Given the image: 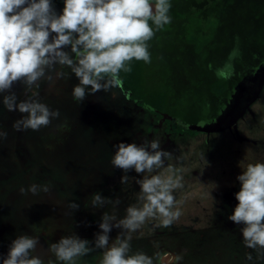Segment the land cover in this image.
Masks as SVG:
<instances>
[{
	"label": "clouds",
	"instance_id": "9594fccd",
	"mask_svg": "<svg viewBox=\"0 0 264 264\" xmlns=\"http://www.w3.org/2000/svg\"><path fill=\"white\" fill-rule=\"evenodd\" d=\"M170 8V0H63L62 12L57 14L52 0H0V104L8 112L26 114L12 124V129L39 131L60 117L58 110H51L38 99L42 80L51 84L74 76L79 83L72 87L71 96L82 102L88 95L118 87L119 74L127 70V62L150 63L148 41L156 30L171 22ZM226 68L219 70L218 76L230 78L232 66ZM15 84L22 86L24 99L19 100L12 90ZM6 137L7 133L0 131V138ZM114 148L110 163L122 170L120 183L128 182L130 170L139 176L150 174L135 180L141 205L128 206L119 219L102 213L99 232L92 241L73 234L49 243L51 258L47 262L34 254L39 236L18 235L7 255L0 256L2 264H77L97 249L102 252L99 264H153V258L141 251L130 254L131 238H125V232L137 231L149 218L159 217L163 227L178 219L181 213L173 210V191L182 187L183 177L175 175L172 166L167 167V176L159 172L171 154L161 150L157 139L140 145L118 143ZM236 179L240 184L235 193L238 203L228 220L243 225L242 244L252 250L245 253V259L253 261L255 253L256 261L264 260V163L248 164ZM49 190L47 184L19 189L21 195ZM90 202L92 207L112 205L114 210L121 203L99 192ZM68 207L75 211L79 204L73 201ZM113 229L122 231L110 243Z\"/></svg>",
	"mask_w": 264,
	"mask_h": 264
},
{
	"label": "rangeland",
	"instance_id": "374dc122",
	"mask_svg": "<svg viewBox=\"0 0 264 264\" xmlns=\"http://www.w3.org/2000/svg\"><path fill=\"white\" fill-rule=\"evenodd\" d=\"M52 1L57 5V9L59 13H61L63 6L58 3V0ZM126 78L129 77H126V75L121 72L119 77L120 81L122 80V82L126 84ZM254 84L257 85V89H254ZM72 87L73 84H70L69 89L72 90ZM256 90L259 95L256 94V99L248 103L249 98L255 95ZM123 91L126 93V98L129 99L128 102L131 103L125 108L124 112H122L126 114L127 124L129 122L132 123L131 130L126 128V136L121 132L122 128L126 127L125 123H122V125L120 124L123 120L122 116L119 115L122 113L105 114V116H102L100 124H96L95 119L97 116L95 112L89 113V117L93 118V127L89 128L87 136V132L85 131H87L88 128H85L83 125L80 126L83 127V131L86 135L81 133L82 142L78 143L80 145H74H77V149L78 146L80 147L82 145V148L78 150L79 154L76 158L73 160L72 158L69 159L71 160L69 163L72 162V164L66 166V170H64L65 174L62 169L60 172L61 174L59 173L60 175L57 174V171V173H55L56 167H53V163H51L52 165L50 166L42 163V161L34 162L32 157L33 153L29 156L31 160L23 162L22 167L19 169V171L21 169L24 170L23 173L28 172V176L32 181L31 184L41 185L48 182L51 189L57 192V198L59 195L55 203L58 202L63 205L64 202L71 203V201L75 200L73 197L69 196L68 189L71 187L67 189V186L64 184L65 175L67 181L73 182L75 180L78 187L83 191V193H81L83 199L79 201V205L86 204L84 206V211H80V214L76 211H71L68 205H66V208L64 207L65 209H61L62 211L57 210L55 215L52 214L55 225L52 227L51 239L48 242L55 243L62 236H70L73 234H77L81 239L92 241L94 240V234L99 232L98 225L102 213L108 212L109 214H114L119 219L125 215V209L128 206L135 205L132 202L133 196H137L140 190L139 186L135 183V180L139 179V177L134 170H130L131 173L130 171L127 173L128 176L131 175L127 183H120V178L123 175L120 169H118V171L116 170L117 172L114 170L113 173H108L100 181L97 174V167L93 164L95 161L93 155L100 157L103 152L101 151L102 147L106 149V141L112 140L114 133H116L120 137V142H126V144L136 143L140 145L145 140H159L161 142V150L169 152L170 154L173 153V158L171 156V158L166 159L165 167L160 169L159 172L167 176L163 174V172H165L168 166H172L175 168V175L188 178L187 180L186 178L183 179L182 187L173 191L176 200L173 210H179L181 215L178 219L174 220L170 226H161L159 217L155 219L149 218V222L145 221L137 231L125 232V238H131L130 254L141 251L153 258V264H247L248 262L249 264H264V260H255V253H253V261H245V253L252 250L245 248L242 244L240 229L243 225H237L228 220V217L232 215L238 203L235 199V193L240 190V184L236 179L237 176L246 169L248 164L264 163V68L257 69L255 75L247 79L242 89L236 92V102L234 101L229 108L230 110L228 113L231 114L228 115V117L226 116L229 123L233 122L234 117L237 118L236 129L239 130V134L241 132L240 135H243L244 138L238 140L237 136H235L234 140L228 142L231 138H219L216 134L209 132V137L207 139L210 140L214 146H211L207 151L205 148L201 149L204 151L203 154H201L204 158L198 154L201 153L200 150L192 151L193 149L191 147L192 150L189 148V143L191 144V141L188 139L180 138L179 141L168 142V138H166L165 135L161 136L159 132L149 131L148 128H150L149 125L151 124L157 125L158 128L163 127L164 124L156 121L152 122L150 116L144 117L145 111L137 110L145 108V106L140 105L142 103L138 100L140 95H135L131 90ZM66 95H71L70 91L67 90L65 97H67ZM178 96L180 99L183 97L187 99L185 95ZM117 97L118 96L115 95L114 100L117 99V102H120L121 97ZM96 99L98 100V98ZM77 104L79 103L75 105L74 103L70 105L67 103L64 106L67 109L74 108V114L78 112L80 114V112H82V107ZM47 105L48 107L52 105L58 109L63 106L59 103L56 105L55 103L52 104L49 101H47ZM156 106V108L160 109L164 105L161 106L158 104ZM130 114L135 117V120L130 119ZM232 114H234V117L231 116ZM22 115L26 114L17 115L15 111L8 112L3 108V105L0 104V131H4L9 135L8 141L4 143V146L7 148H3V154L0 158H11L10 155L13 154L11 153L12 147L15 144L19 147H21V144L24 146L26 143H29L28 140H33V138L40 133L39 131L26 130L12 134L10 129L11 122H15V119H20ZM63 116L60 115L58 119H55L56 122L53 120L49 126L42 127L41 129H43V132L47 134L53 130H57L56 132L54 131L55 134L62 135L61 138L59 136H57V138L63 140L68 139L70 135L74 134V131L70 132L69 129L63 125L61 119H70L71 116ZM72 117H76V121L79 124V122L85 118V115L83 117L81 115ZM139 118L143 120L145 118L147 122L140 124L137 121ZM104 123L106 124L105 127L109 126L113 129V131L106 133L109 134L108 138L104 135L106 141L103 137V140H98L96 137V134L99 133L98 126H102ZM229 123L227 122V124L219 126V131L222 129L228 130L230 126ZM61 125L64 127H60ZM77 130H80L79 127ZM77 133L80 135V131ZM57 138H53L54 140L50 141L57 142ZM99 138H101V135ZM175 139L178 140L177 137H175ZM205 139V136H199L198 142L203 143ZM1 142L0 138V143ZM101 144L103 146H101ZM31 147V144H29L26 146L25 150L31 151ZM71 147V144H68L67 151H69V153L72 152ZM110 161L108 155L107 159L104 158V163H102V165L104 164L106 166ZM188 162H190L189 167L186 166ZM102 165H100L99 170H104ZM42 168H44L43 172ZM14 170H16V165H14L13 161V163L8 164L6 169L4 168V173H13ZM45 172H49L50 179H45ZM29 173L32 174V177ZM144 175L150 174H143L141 178H143ZM118 185L120 186L119 191H115L114 188ZM3 187L5 186L1 187L0 184V188ZM97 192L105 198L113 200L119 199L121 201L120 205L115 210L112 205H105L103 208L87 207L91 205V196ZM88 196L89 201H86ZM20 200L19 203H26L22 202L24 199ZM45 202H48V200H45ZM15 203V201H11L9 203L10 205H7L8 207L6 206V208L0 210V222H2V225H7L8 223L16 224L18 222L19 217L17 213L19 212L15 213V210L13 211L14 207L17 206ZM141 203L142 202L136 206H140ZM107 207H109L110 210H108ZM50 212H53L52 209ZM13 213L14 216H12ZM91 213L97 215L98 218L93 220ZM79 217H81V222L76 220ZM119 231L122 230L113 229L110 232V243L111 239H114ZM233 236H236L235 239L238 240L239 243H236ZM237 237L239 238L237 239ZM4 240L6 241V239ZM4 244L6 245L5 253H7L10 243L6 241ZM40 254H42V252H40ZM1 255L2 252L0 249V256ZM101 255V250L97 249L84 258L89 260L92 257L95 263L99 264ZM177 257L180 258L177 259ZM239 261L241 263H239ZM0 264H2V261H0ZM57 264H59V262H57Z\"/></svg>",
	"mask_w": 264,
	"mask_h": 264
},
{
	"label": "trees",
	"instance_id": "16d2710c",
	"mask_svg": "<svg viewBox=\"0 0 264 264\" xmlns=\"http://www.w3.org/2000/svg\"><path fill=\"white\" fill-rule=\"evenodd\" d=\"M170 3L171 22L156 30L148 41L151 62H127V70L121 72L129 77L128 83L121 80L120 86L140 95L144 117L164 124L161 129L151 124L149 131L159 132L174 142L188 139L189 148L200 150L198 154L203 156L201 149L207 151L214 146L207 139L209 132L219 138H231L228 142L235 136L238 140L244 138L236 129L234 114L232 123L227 117L236 102V92L257 69L264 68V0H170ZM229 64L231 77L218 76V71L228 70ZM253 87L257 89L256 84ZM256 94L257 90L248 103L256 99L259 95ZM158 104L164 105L162 109L156 108ZM227 122L228 130L219 131V126ZM202 135L206 139L199 143ZM163 174H169L167 168Z\"/></svg>",
	"mask_w": 264,
	"mask_h": 264
},
{
	"label": "flooded vegetation",
	"instance_id": "af4514ba",
	"mask_svg": "<svg viewBox=\"0 0 264 264\" xmlns=\"http://www.w3.org/2000/svg\"><path fill=\"white\" fill-rule=\"evenodd\" d=\"M52 3L54 5V8H55V11L57 12V14H60L59 10L57 9L58 8L57 5H55L53 1H52ZM58 3L61 5L62 4L61 0H58ZM64 50L70 51V49H67V48ZM65 71H67V69ZM78 83H79V81L74 76H70L69 79L59 80V81H56L55 83H51V84L47 81L42 80V81H40L39 97H38L40 102L45 103L46 105H47V101L51 102L52 104L55 103V105L57 103H59L60 105H63L60 107V109H58L57 107L55 108L52 105L49 108L51 110L52 109L58 110L60 112L61 116H63V115L64 116H68V115L71 116L70 119L61 117L62 118L61 122L63 123V125L67 129H69L70 132L74 131L73 135H70V137L68 139L63 140V139L57 138V136H59L60 138L62 136V135L55 134V132L57 130H53V131L46 134L45 132H43V129H40L39 130L40 133L38 135H36L33 138V140H30V141L28 140L29 143H26L24 146L21 144L20 145L21 147H19V146H17V144H15L12 147L11 153H13V154L10 155L11 158H9V159L8 158H0V173H1L0 174V184H1V187L5 186L3 188H0V210H2V208H6V206L11 201H15L16 202L15 205H17V206L14 207L13 211L15 210L14 211L15 213L19 212V213H17L19 220L16 224L14 223L15 225L12 223H10V224L8 223L9 225L8 224L2 225V222H0V249L2 252L1 256L7 255V253H5L6 252V245L4 244V242L7 241L8 243H11V241L13 239H15L18 235L27 234L30 236H39V245L37 246V250L34 254L40 255L42 257V259H44L45 262H47V260H48L47 258H50V254L47 253V247L49 244L48 241L51 239L50 237L52 235V229H53L52 227L55 225L54 221L52 219V214L55 215L57 210L62 211L61 209H63L64 207L66 208V205H69V203H70V202H67V203L64 202L65 204L63 203V205H62V203H60V204L58 202L55 203V200L56 199L58 200L59 195L57 198V192H54L51 189V187H50L49 192H47V193L39 192V194H37V195H32L31 193L26 194V195H21L19 189L20 188H28L32 183V181L30 180V177L28 176V172L23 173L24 170H22V169L19 171V169L22 167V163L25 161H30L31 157H29V156H31L33 153L32 157H33L34 162L35 161H37V162L42 161V163H45V164L50 165V166L52 165L51 163H53V167H56L55 173L58 172L57 174H59L62 170L64 173V170H66V166H68V164H72V162L69 163L71 161L69 159L72 158V160H73L74 158H76V156L79 154L78 150L82 148L81 147L82 145H81L80 147L78 146V149H77V147H76L77 145H74V144L81 143L82 142L81 133L85 134V132H87V136H88L89 128L93 127V125H92L93 118L89 117V115H90L89 113L95 112V114L97 116L95 119L96 124H100L101 120H102V116H105V114H108V115H111L112 113L121 114L122 112H124L125 108H127V106L131 104L130 102H128L129 99L126 98V95H125L126 93L123 91V89L121 88L120 85L118 87H114V88L110 89L107 92H97L93 95H88L85 98V100L82 102H77V101L72 100L73 98L71 97V95H66L67 97H65L67 90L70 91V93H71V90L69 89V85L73 84V86H74ZM13 89L12 90L17 93L19 100H22L25 98L22 94V87L20 84H15L13 86ZM115 95L118 96L117 98L121 97L120 102H117V99L114 100ZM96 98H98V100ZM64 99H65V101H64ZM126 101H127V105H126ZM67 103L69 105L72 103H74V105L76 103H79L77 105L82 107V112H80V114H79V112L74 114V112H73L74 108L73 109H67L64 106ZM112 103H114V104H112ZM137 110L143 111L142 108L137 109ZM15 113L17 115L18 114L20 115V113L17 111H15ZM109 113H111V114H109ZM75 115H81L82 117L85 115V118L83 120H81V122H79V124H78L76 121V117H72ZM119 116H122V120H123L120 124L121 125H122V123L126 124V127H123L121 130L122 134L124 136H126V128L128 130H131L132 123L129 122L127 124L126 114L122 113ZM130 119L135 120V117L133 115H131ZM16 120H18V119H15V121ZM144 120L139 118L137 121H138V123L143 124L144 122H147L145 118H144ZM13 123L14 122H11V127H10L11 133L12 134L20 133V132L14 131L12 129ZM135 123H136V121H135ZM82 125L85 128H88V130L84 132L83 127H80ZM105 125H106L105 123L102 126L97 125L98 129H99V133L96 134V137L98 140H103L102 139V137H103L104 140L106 141V137L108 138V135H109L106 133L113 131V129H111V127H109V126L105 127ZM78 127L80 130H77ZM78 131H80V135L77 133ZM100 135H101V138H99ZM104 135L106 137H104ZM8 136L9 135H7L6 138H1L2 142L0 143V156L3 154V148L4 149L7 148L4 146V143H6L8 141V139H9ZM53 138H57L58 141L57 142H51L50 140H54ZM171 141L172 140H170V139L168 140V142H171ZM106 142H107L106 143L107 144L106 149L103 147L101 149V151H103L102 155H100V157L93 155V157H95L94 158L95 161L93 160L94 161L93 164H94V166L97 167V174H98V177L100 178V181L108 173L111 174V173H113L114 170H115V172L118 171L117 168L112 167L111 163L106 164V166L104 164L102 165V163H104L103 162L104 158L107 159L108 155H109V159L110 160L112 159V156L114 155L115 150H116L114 148V145L121 143L120 137L118 134L114 133L112 140H108ZM123 143L126 144V142H123ZM27 144L28 145L31 144V146H32L31 151L32 152L30 150H25L26 146H28ZM68 144H71V146H72L71 147V150H72L71 153H69V151H67ZM78 145H80V144H78ZM101 146H103V145L101 144ZM171 156L173 158V153L171 154ZM13 161H14V165H16V170H14L13 173H4V168L6 169L8 167V164L13 163ZM100 165L103 166L104 170H99ZM43 169L44 168H42V172L44 171ZM92 171H94V170H92ZM101 171H103V172H101ZM48 173L49 172H45V175H44V177H46L45 178L46 180L50 179ZM130 173H131V171H130ZM29 175L32 177V174L29 173ZM142 175L143 174H141L140 176L139 175H137V176L139 178H141ZM130 176L131 175H129V177ZM184 178H186V180L188 179L185 176L183 177V179ZM183 179H182V181H183ZM74 182H75V184H74ZM44 184L49 185L48 182L44 183ZM44 184H41V185H44ZM64 184H65V186H67V189H68V187H71L68 189L69 196L73 197L75 199L74 202L79 204V201L80 200L82 201V199H83V195H81V193H83V191L81 188L78 187L77 182L75 180L73 182L67 181L66 175H65L64 176ZM119 188H120V186L118 185L114 189H115V191H119ZM20 199H24L22 202H26L27 204L26 203L25 204L19 203V201H21ZM44 199L48 200V202H45ZM86 201H89V196L86 198ZM71 202H73V201H71ZM132 202L135 205L140 204V201L138 200V195L133 196ZM85 204L79 205V208L75 211L80 214L81 213L80 211H82V210L84 211ZM125 205H126V202H125ZM87 207H92V205H89ZM16 208H18V209H16ZM92 208H97V207H92ZM20 209H22V210H20ZM51 209L53 212H50ZM107 209L110 210L109 207H107ZM75 211H73V212H75ZM12 216H14V213L12 214ZM92 217H93V220H96V218H98V216L95 214H92ZM76 220L81 222V217L77 218ZM146 222H149V219L146 220ZM233 237L237 243L238 240L235 239L236 236H233ZM238 238L239 237H237V239ZM4 239H6V241ZM40 252H42V254H40ZM47 255H49V256H47ZM90 259L86 260L84 257L80 258L79 260H77V264H96L95 260H93L92 257ZM245 261H246V259H245ZM239 263H241V262L239 261ZM247 264H249V262Z\"/></svg>",
	"mask_w": 264,
	"mask_h": 264
}]
</instances>
